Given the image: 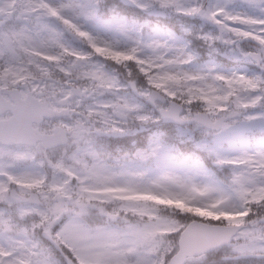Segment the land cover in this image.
Returning <instances> with one entry per match:
<instances>
[{
	"label": "snow or ice",
	"instance_id": "obj_1",
	"mask_svg": "<svg viewBox=\"0 0 264 264\" xmlns=\"http://www.w3.org/2000/svg\"><path fill=\"white\" fill-rule=\"evenodd\" d=\"M264 264V0H0V264Z\"/></svg>",
	"mask_w": 264,
	"mask_h": 264
},
{
	"label": "trees",
	"instance_id": "obj_2",
	"mask_svg": "<svg viewBox=\"0 0 264 264\" xmlns=\"http://www.w3.org/2000/svg\"><path fill=\"white\" fill-rule=\"evenodd\" d=\"M222 264H254V262L251 259L241 258L236 260L223 261Z\"/></svg>",
	"mask_w": 264,
	"mask_h": 264
},
{
	"label": "rangeland",
	"instance_id": "obj_3",
	"mask_svg": "<svg viewBox=\"0 0 264 264\" xmlns=\"http://www.w3.org/2000/svg\"><path fill=\"white\" fill-rule=\"evenodd\" d=\"M245 259H250V258H245Z\"/></svg>",
	"mask_w": 264,
	"mask_h": 264
}]
</instances>
